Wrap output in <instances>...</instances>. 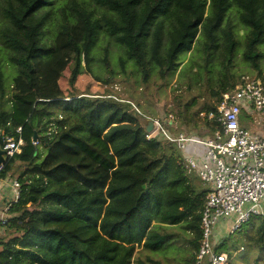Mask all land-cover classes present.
<instances>
[{
    "label": "trees",
    "instance_id": "trees-1",
    "mask_svg": "<svg viewBox=\"0 0 264 264\" xmlns=\"http://www.w3.org/2000/svg\"><path fill=\"white\" fill-rule=\"evenodd\" d=\"M52 1L7 0L2 7L7 24L0 39L17 74L6 87L0 62V133L23 143L0 177L10 175L16 162L26 166L14 176L20 195L1 225L10 236L0 240V264H143L137 248L158 249L167 235L157 225L177 224L191 233L193 249L181 264H193L208 190L189 175L179 144L162 133L147 139L140 109L130 99L113 93L67 96L59 82L66 69L70 86L82 64L91 71L102 30L123 52L122 71L131 60L144 83L154 72L162 80L175 73L180 54L201 42L198 50L207 58L216 53L219 75L203 111H216L240 76L232 72L238 44L233 11L246 28L242 59L264 81V0H91L103 8L100 15L85 0H68L56 20ZM49 24L55 29L48 40ZM104 50L106 77H95L108 84L116 71ZM39 103L61 112L40 116ZM64 113L77 121L67 124ZM34 116L40 118L36 124ZM192 126L198 129L196 122ZM203 126L201 136L185 135L211 137L219 129L206 118ZM243 224L249 245L261 254L253 264H264V216Z\"/></svg>",
    "mask_w": 264,
    "mask_h": 264
},
{
    "label": "rangeland",
    "instance_id": "rangeland-1",
    "mask_svg": "<svg viewBox=\"0 0 264 264\" xmlns=\"http://www.w3.org/2000/svg\"><path fill=\"white\" fill-rule=\"evenodd\" d=\"M67 1H52L53 8L56 12L52 14L53 19L60 18V7ZM85 1L98 15L102 13L103 8L91 0ZM6 2L7 0H0V29L7 24V20L2 15V7ZM232 8H235V6L232 5L230 9ZM230 19L234 25L233 27L238 42L232 72L235 76L240 75L239 79L245 75L256 77V72L243 61L241 55L244 50L246 28L239 21L235 11L230 14ZM47 24L44 25V29ZM54 29L55 26L49 24L46 34L48 40L52 38ZM200 47L201 42H197L193 44L189 51L181 53L179 56V68L175 73L167 76L166 79L162 80L154 72L148 81L144 83L139 73L133 67L134 64L131 60H125V71H122L119 57L123 55V52L116 45L114 38L102 30L99 33L97 44L92 50L94 60L90 64L91 71L86 70L84 64H82V73L77 77L75 84L70 86L68 84L69 69H66L59 83L67 96L71 94L78 95L80 93H113L116 97L130 99L134 103L135 109H140L138 111L139 115H145L153 120H158L168 133H172L171 128L183 134H187L189 131L198 135H200L198 133L199 131L204 134L207 129L203 126V106L211 101L210 89L217 83L219 75L216 53L214 52L211 57L207 58L202 51L198 50ZM104 48L108 49L109 63L116 71L112 81L108 84L98 81L95 77H106L104 62L102 61L103 56H105ZM260 48L264 50V45H260ZM9 54V49L0 39V62L6 87L11 85L12 78L17 74L16 67L9 61ZM262 67L264 75V61ZM36 108H44V112L40 116H51L55 113L57 114V112H61L59 111L61 110L59 107L49 104L44 105L39 103L36 105ZM169 115H173L172 122L168 120L170 119ZM62 116L66 118L67 124L77 120L76 118L75 120H70V114L68 113H64ZM252 117L257 120L254 114ZM188 118H191V120ZM39 119V117L34 116L32 123L36 124ZM183 120L187 122L185 126L183 125ZM193 122L197 123L198 129H192ZM261 125L264 126V122ZM249 129L254 130L252 128ZM160 133V129L152 132L153 136L160 135ZM25 166L26 164L24 163L16 162L9 176H16ZM191 178L200 182L194 175ZM200 183L204 186L202 182ZM1 195L9 199L12 193L9 189L0 190V210L4 206ZM233 223L234 216L231 219L217 223L214 227L213 235L217 238L216 242L219 243L221 240L224 242L221 248L219 249L218 247V249L228 254L229 264H253L255 259L261 258V254L249 245L245 237L246 225L243 224L239 230H235L232 233L230 229ZM157 226V229L162 234L167 235L165 241L156 250H144L139 247L136 250L135 256L139 257L143 264H181L186 262L193 253L192 246L189 244L191 233L185 230L183 224ZM3 230L0 224V240L10 236L8 231L3 232ZM240 245H243L245 249H239ZM237 247L238 249H236Z\"/></svg>",
    "mask_w": 264,
    "mask_h": 264
},
{
    "label": "built area",
    "instance_id": "built-area-1",
    "mask_svg": "<svg viewBox=\"0 0 264 264\" xmlns=\"http://www.w3.org/2000/svg\"><path fill=\"white\" fill-rule=\"evenodd\" d=\"M254 113L260 116L258 125L264 122V81L257 76L245 75L231 90L222 94L216 111L202 113L204 118L218 123L219 129L211 137L183 133L173 136L158 120H153L155 130L160 129L171 142L179 144L189 175L197 177L208 190L201 212V238L193 264H229L228 254L217 249L220 242L217 243L213 235L217 223L234 216L230 229L233 233L251 216H264V126L250 130L242 125L244 117ZM169 117L172 122L173 115ZM16 132H20V127ZM152 137V132L146 134L147 139ZM0 143L9 158L21 151L23 140L3 138L1 134ZM4 189H9L12 195L9 199L4 196L1 225L10 216V206L19 198V181L9 175L0 177V190Z\"/></svg>",
    "mask_w": 264,
    "mask_h": 264
},
{
    "label": "water",
    "instance_id": "water-1",
    "mask_svg": "<svg viewBox=\"0 0 264 264\" xmlns=\"http://www.w3.org/2000/svg\"><path fill=\"white\" fill-rule=\"evenodd\" d=\"M140 123L143 127V130L146 134H150L155 130V123L153 119L150 117H147L145 115H140ZM36 138V135L34 136V140ZM1 139V134H0ZM8 161V156L6 155V151L2 149L1 143H0V169L2 166Z\"/></svg>",
    "mask_w": 264,
    "mask_h": 264
},
{
    "label": "crops",
    "instance_id": "crops-1",
    "mask_svg": "<svg viewBox=\"0 0 264 264\" xmlns=\"http://www.w3.org/2000/svg\"><path fill=\"white\" fill-rule=\"evenodd\" d=\"M254 116H256L257 120L253 119L252 116H251V117H248V118H244L243 121H242V125L245 126V127H247L248 129H249V128H252V129H254V130H259V127H263L261 124L258 125V123H257V121L260 120V116H259V114H258V113H254ZM75 118L77 119V116H75V115H70V116H69V119H70V120H71V119H74V120H75ZM74 120H73V121H74ZM76 121H77V120H76ZM71 122H72V121H71ZM33 124H34V123H33ZM68 124H70V123H68ZM263 133H264V130H263ZM1 191H3V190H1ZM2 194H3V193H2ZM1 199L4 201V196H3V195H1Z\"/></svg>",
    "mask_w": 264,
    "mask_h": 264
}]
</instances>
